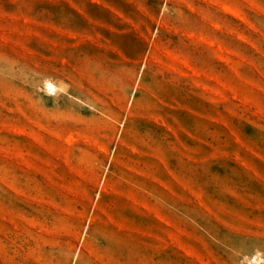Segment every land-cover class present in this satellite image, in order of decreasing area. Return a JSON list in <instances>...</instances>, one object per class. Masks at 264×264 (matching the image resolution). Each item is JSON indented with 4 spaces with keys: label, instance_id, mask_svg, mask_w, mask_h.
Returning <instances> with one entry per match:
<instances>
[{
    "label": "rangeland",
    "instance_id": "obj_1",
    "mask_svg": "<svg viewBox=\"0 0 264 264\" xmlns=\"http://www.w3.org/2000/svg\"><path fill=\"white\" fill-rule=\"evenodd\" d=\"M0 264H264V0H0Z\"/></svg>",
    "mask_w": 264,
    "mask_h": 264
},
{
    "label": "bare ground",
    "instance_id": "obj_2",
    "mask_svg": "<svg viewBox=\"0 0 264 264\" xmlns=\"http://www.w3.org/2000/svg\"><path fill=\"white\" fill-rule=\"evenodd\" d=\"M47 84H48V87L55 89L54 88L55 86L51 82H48Z\"/></svg>",
    "mask_w": 264,
    "mask_h": 264
}]
</instances>
